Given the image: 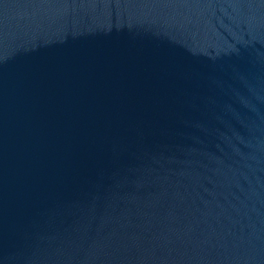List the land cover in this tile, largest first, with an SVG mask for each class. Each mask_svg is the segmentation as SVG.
<instances>
[{
	"label": "water",
	"instance_id": "95a60500",
	"mask_svg": "<svg viewBox=\"0 0 264 264\" xmlns=\"http://www.w3.org/2000/svg\"><path fill=\"white\" fill-rule=\"evenodd\" d=\"M0 264H264V0H0Z\"/></svg>",
	"mask_w": 264,
	"mask_h": 264
}]
</instances>
